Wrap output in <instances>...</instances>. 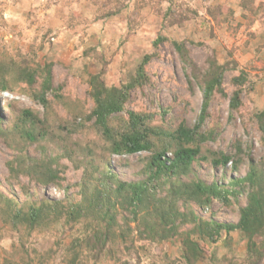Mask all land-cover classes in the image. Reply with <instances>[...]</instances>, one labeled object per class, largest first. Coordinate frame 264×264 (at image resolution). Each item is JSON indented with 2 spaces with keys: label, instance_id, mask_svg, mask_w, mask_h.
Instances as JSON below:
<instances>
[{
  "label": "rangeland",
  "instance_id": "rangeland-1",
  "mask_svg": "<svg viewBox=\"0 0 264 264\" xmlns=\"http://www.w3.org/2000/svg\"><path fill=\"white\" fill-rule=\"evenodd\" d=\"M100 7L107 15L92 21ZM168 8L174 14L166 17L171 23L163 34L185 44L183 59L170 42L154 50L151 46ZM90 49L106 62L84 55ZM32 50L37 52L40 64L45 60L53 63L54 86H61L58 93L68 101V106L60 105L55 120L50 121L49 127L53 123L54 128L46 126L47 140L39 143L56 158L57 165L52 168L60 171L61 179L58 184L41 186L21 174L17 180L8 181L7 163L17 152H12L0 138V195L9 198L14 193L20 210L26 212L42 201L60 202L77 193L86 170L106 169L124 184L145 182L150 176L146 168L148 153L128 160L126 156L109 154L108 142L101 135L100 139L94 129L90 118L94 106L89 93L90 76L100 74L107 86L123 88L129 80L126 74L134 76L142 56L152 54L146 65L149 78L123 92L127 98L121 102V112L112 119L125 125L133 111L151 116L152 126H158L164 115L165 122L178 117L193 127L202 93L185 60L202 74L210 69L212 61L225 70L226 95L217 93L209 102L202 127L211 138L190 173L159 174L145 184L155 200V210L148 208L135 220L125 212L112 228L110 255L104 254L96 262V256L90 253L83 264H186L183 256L194 243L207 248L195 264H245L247 240L242 232L232 231L213 243L201 231L217 224H235L244 198L232 196L229 205L219 201L208 204L204 197L193 199L189 189L197 181L228 189L230 181L244 177L250 166L264 173V147L255 119L256 114L264 112V0H0V55H29ZM241 73L245 82L234 86L232 79ZM235 89L240 91L239 107L231 111L229 100ZM12 99L14 104L7 106ZM26 105L39 109L23 92L0 93L2 120L7 121L12 112ZM237 143L240 153L233 147ZM71 149L76 151L65 156ZM218 150L238 159L235 169L230 164H213L219 158L214 154ZM40 151L38 144H31L21 156L39 159ZM111 199L116 200L113 196ZM7 225L0 218V264H69L67 252L75 226H64L60 220L53 222L52 228L35 232L25 243L27 258L16 236H5ZM58 239L60 244H56ZM257 264H264V260Z\"/></svg>",
  "mask_w": 264,
  "mask_h": 264
},
{
  "label": "trees",
  "instance_id": "trees-1",
  "mask_svg": "<svg viewBox=\"0 0 264 264\" xmlns=\"http://www.w3.org/2000/svg\"><path fill=\"white\" fill-rule=\"evenodd\" d=\"M173 14L171 8L163 14L160 29L155 39L151 41V46L154 50L159 44L170 42L179 57L183 59L182 55L186 53L185 44L171 41L163 34L171 23L166 21V17ZM106 15L105 9L100 7L93 15L92 21L105 18ZM177 16L181 17V14ZM92 52L93 50L90 49L84 52V55H92L96 61L106 62L101 54H92ZM151 56L152 54L142 56L140 63L136 65L134 76L130 75V72L126 74L129 80L123 84V88L107 86L100 74L90 76L88 81L89 93L94 101L90 114V118L93 119L92 125L99 138L101 139L102 136V139L108 142L109 154L126 156L125 159L128 160L131 156L137 157L142 153H148L146 159L149 164L146 168L150 176L142 183L124 184L111 177L106 169L86 170L81 183L77 185L79 187L77 193L67 195L60 202L42 201V204L37 207L32 206L26 212L20 210V202L14 193L13 197L9 198L0 195V218L9 227L4 231L5 236L15 235L21 252L26 253L27 258L29 256L24 247L28 239L33 237L35 232L52 228L53 222L63 220L64 226L70 225L71 228L74 226L76 228L72 238V249L70 247L67 252L69 264H83L90 257V253L96 256V262L100 261L102 258L100 256L107 253L110 255L108 244L114 237L112 228L122 220L125 212L135 220L138 213L148 208L155 210V200L146 191L145 184L153 182L159 174L190 173L192 164L200 156L205 142L211 138L202 127L209 102L217 93L226 95L223 89L225 70L211 61L210 69L202 74L191 61L185 60L191 78L202 93V104L193 127L187 126L185 120L178 117H171L165 122L167 118L163 117L164 115L159 118L161 123L158 126H152L151 116L135 114L133 111L129 112L125 125L123 121L118 122V125L112 117L122 110L121 102L127 98V93L123 92L136 83L146 82V78H149L146 65L151 61ZM37 58V52L34 50L29 55L17 54L16 57L6 56L5 53L0 55V93L23 92L39 107L37 109L26 105L27 107H23L18 112H12L9 121L0 117V138L12 152H17V155L7 163L8 181L17 180V177L23 174L36 181L38 185L47 186L51 182L59 183L60 171L52 168L53 164L57 165L54 155L48 154V148L40 147L39 143L47 140V127L50 121L55 120L59 107L68 106V101L58 93L61 86H54L53 63L45 60L40 64ZM244 82L245 77L242 73L232 79L234 86H240ZM239 95V89L232 92L229 100L231 111L239 107ZM13 100L9 101L7 106L14 104ZM255 119L259 125L261 144L264 147V112L256 114ZM175 120L180 122L175 123ZM76 123L78 125V122ZM117 127L121 131L116 132ZM49 128H54L53 123ZM211 134L213 135L212 131ZM31 144L39 145L42 157L33 159L27 155L21 156V152ZM239 146L238 143L233 146L238 153L241 152ZM75 151L71 149L65 153V156ZM214 154L219 158L216 157L212 161L213 164L225 166L232 162V167L236 168L238 160L236 157L234 161L231 155L219 150L214 151ZM261 175L264 173L259 174L258 170L250 166L244 177L230 181L228 189L217 183L208 185L199 181L193 182L189 189L193 199L204 197L208 204L219 201L229 205V198L232 196L234 199L238 196L244 198V207L239 208L238 221L235 224H217L201 231L213 243L222 235L227 236L232 231L242 232L247 240L245 264H257L264 260V177L261 178ZM91 180L96 182L91 183ZM110 196H113L116 202L111 201ZM60 241L58 239L56 244H60ZM198 245L194 243L192 250L183 256L186 264H195L198 258L207 252L204 244Z\"/></svg>",
  "mask_w": 264,
  "mask_h": 264
},
{
  "label": "clouds",
  "instance_id": "clouds-1",
  "mask_svg": "<svg viewBox=\"0 0 264 264\" xmlns=\"http://www.w3.org/2000/svg\"><path fill=\"white\" fill-rule=\"evenodd\" d=\"M7 93V92H6ZM11 94V93H10ZM228 164H230V165H232V162H229V163H227L226 165H228Z\"/></svg>",
  "mask_w": 264,
  "mask_h": 264
}]
</instances>
